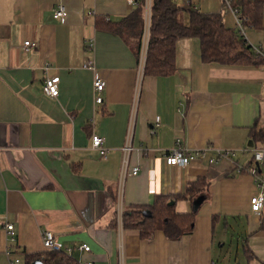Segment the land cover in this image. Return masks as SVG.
Returning <instances> with one entry per match:
<instances>
[{"label":"crops","instance_id":"obj_1","mask_svg":"<svg viewBox=\"0 0 264 264\" xmlns=\"http://www.w3.org/2000/svg\"><path fill=\"white\" fill-rule=\"evenodd\" d=\"M136 1L0 0V264L8 263L10 248L21 255L19 264L29 253L46 251L45 230L66 246L88 243L90 251L72 254L81 264H219V224L227 228L230 218L247 216L259 227L250 209L253 178L238 170L252 157L240 161L235 154L211 164L199 158L184 167L167 165L165 155L177 139L188 152L208 145L250 151L253 146L245 142L251 127L264 126V68L205 63L200 39L182 37L174 74L143 75L134 47L94 23L99 15L126 16ZM188 1L205 13L222 11L224 24L237 27V16L223 9L222 0ZM60 4L66 7L64 22L53 16ZM246 36L252 44H264V29L248 30ZM28 37L37 40V48L23 47ZM88 58L95 60V70L83 67ZM45 59L52 62L49 74L60 77L58 97L43 92ZM97 77L107 80L103 103L95 102ZM133 114L135 149L123 183L124 210L152 203L158 193H184L199 177L210 181V199L193 231L179 239L161 230L144 239L137 229L120 232L112 225ZM93 133L105 138L106 157L93 149ZM178 207L189 211L191 202L179 201ZM7 223L14 224V242Z\"/></svg>","mask_w":264,"mask_h":264},{"label":"trees","instance_id":"obj_2","mask_svg":"<svg viewBox=\"0 0 264 264\" xmlns=\"http://www.w3.org/2000/svg\"><path fill=\"white\" fill-rule=\"evenodd\" d=\"M237 10L245 31L264 29V0H231ZM145 21V0H137L126 16L111 19L96 16L95 26L119 35L132 45L140 58ZM182 37H197L201 43V59L205 63L217 62L226 65H256L264 68V57L257 54L253 45L239 27H228L221 13H205L188 0H152L148 48L143 75L170 76L177 70L176 45ZM92 136V135H91ZM251 140L264 142V126L257 122L250 129ZM80 165H74L78 171ZM210 181L199 177L187 184L186 191L179 194L155 195L152 203L134 204L122 215L123 229H137L141 238H151L161 230L169 239H179L195 227V219L202 205L210 199ZM191 202V210L183 211L179 201ZM116 195H114V203ZM218 216L214 215L213 220ZM117 224V213L112 225ZM264 230V220L260 222ZM244 251L251 260L255 254L247 243ZM25 264L41 259L44 264H81L65 251L29 253ZM264 264V262H262Z\"/></svg>","mask_w":264,"mask_h":264},{"label":"built area","instance_id":"obj_3","mask_svg":"<svg viewBox=\"0 0 264 264\" xmlns=\"http://www.w3.org/2000/svg\"><path fill=\"white\" fill-rule=\"evenodd\" d=\"M151 5L152 0H145V21H144V33L142 38V47L141 53L139 58V69L140 71L144 68L147 48H148V41H149V32H150V17H151ZM223 9H230L233 13L237 16V22L243 34L246 36V32L244 29V25L242 20L239 18L237 10L232 7L231 0H222ZM223 15V12H220ZM54 18H56L60 22H64L66 18V7L63 4L58 5L57 8L54 9ZM25 29L21 28V32L25 35ZM247 37V36H246ZM252 44V43H251ZM254 50L257 54L264 57V44H252ZM94 42L91 41L89 43V48L93 49ZM23 47L26 50L37 48L38 42L35 39L30 37L26 38L23 41ZM52 67V62L49 60H43L41 64V68L45 72L46 76L42 85V89L45 95L50 97H58L60 94V77L58 75H50L49 71ZM84 68L95 70V60L93 58H88L84 64ZM107 85V80L102 77L95 78L93 82L94 92H95V102L96 103H103V93ZM262 87L264 90V79L262 81ZM160 117L157 116L155 119V125L151 129V133H156V128L159 126ZM133 121H134V114L131 118V122L129 125V130L127 134V140L122 147L123 151V164H122V171L121 177L119 181V186L116 193V213H117V227L121 232L123 230L122 227V215L124 212L123 207V183L127 173L129 155L132 150L135 149L132 143V135H133ZM91 143L93 149L97 150L102 157H106L108 154V147L105 143V138L99 134L93 133L91 136ZM253 155L252 161L246 166L238 165V170L246 169L251 177L253 178V182L255 184L256 190L250 197V209L251 212L256 215L260 221L264 220V142L258 143L253 145L252 147ZM235 151L229 149H223L219 146H212L208 145L203 149H198L195 151L188 152L181 146L180 139L175 141V146L168 151L165 155L166 164L169 166L179 165V166H188L193 160L201 158L202 161L205 163H213L219 162L222 159L230 158L232 155H235ZM139 172V167L135 166L132 168V174L136 175ZM6 230L10 235V239L12 242L15 240V231H14V224L7 223ZM43 237V246L44 249L47 251H65L69 255H72L75 249H79L81 251H90L91 246L88 243H82L77 247L66 246L62 241H60L52 231L45 230L42 233ZM11 249V248H10ZM7 251L8 255V263L7 264H19L21 262V255L13 253L12 251ZM80 262V261H79ZM86 264H93L92 262H88ZM211 264H216L212 262Z\"/></svg>","mask_w":264,"mask_h":264},{"label":"rangeland","instance_id":"obj_4","mask_svg":"<svg viewBox=\"0 0 264 264\" xmlns=\"http://www.w3.org/2000/svg\"><path fill=\"white\" fill-rule=\"evenodd\" d=\"M245 146L248 148V142H245ZM235 153L239 156L240 161H244L246 158L252 157L253 150L250 148V151L245 155L241 151ZM257 223L256 218L243 216L238 219L230 218V226L227 228L219 224L216 237L220 242H217L219 253H217L216 261L219 264H262V259H264V235L262 232L264 230L259 228L260 225L254 227ZM245 243L250 249L252 246L256 249L255 257L251 260H248L245 254Z\"/></svg>","mask_w":264,"mask_h":264},{"label":"water","instance_id":"obj_5","mask_svg":"<svg viewBox=\"0 0 264 264\" xmlns=\"http://www.w3.org/2000/svg\"><path fill=\"white\" fill-rule=\"evenodd\" d=\"M249 146H253L254 142L252 140L249 141L248 143ZM33 264H44L43 261L41 259H36Z\"/></svg>","mask_w":264,"mask_h":264}]
</instances>
